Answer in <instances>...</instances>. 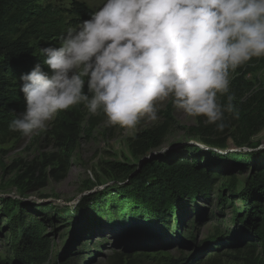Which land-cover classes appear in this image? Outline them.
<instances>
[{"label": "rangeland", "instance_id": "obj_1", "mask_svg": "<svg viewBox=\"0 0 264 264\" xmlns=\"http://www.w3.org/2000/svg\"><path fill=\"white\" fill-rule=\"evenodd\" d=\"M85 1L93 12L105 2ZM55 4L66 7L69 2ZM59 44L50 40L42 47ZM84 91L87 94V84ZM228 94L234 97L232 102L242 118L250 120H242L221 147L201 143L192 130L198 127V117L176 109L171 97L157 104L155 121L142 118L134 129L109 125L102 110L92 114L82 102L58 113L44 129L29 136L16 132L0 144V264H114L120 254L132 256L123 264L130 260L132 264H209L204 259L215 253L222 257V264H242L225 243L240 242L248 229L238 230L232 206H218L217 194L225 182L218 179L235 178L237 188L231 201L241 214L244 203L239 195L252 183L253 168L213 164L211 169L221 172L214 176L208 193L196 194L194 201L188 199L167 223L154 221L144 227H139L135 219L143 215L145 207L156 210L143 200L149 186L140 188L125 177L116 179L104 172L109 162L138 169L149 155L135 156L130 139L162 124L168 116L172 126L162 147L151 153L154 158L170 156L173 160L185 147L193 146L221 157L264 152V57L254 58L231 73ZM76 111L80 113L77 119L84 117L77 144L63 178L54 180V161L62 157V151L51 130L57 120L67 119ZM116 209L121 210L119 217ZM25 234L44 250L28 254L29 245L23 244Z\"/></svg>", "mask_w": 264, "mask_h": 264}, {"label": "clouds", "instance_id": "obj_2", "mask_svg": "<svg viewBox=\"0 0 264 264\" xmlns=\"http://www.w3.org/2000/svg\"><path fill=\"white\" fill-rule=\"evenodd\" d=\"M59 39L19 77L26 106L11 131L29 136L82 102L109 125L134 129L155 121L169 97L222 131L234 97L222 108L217 94L229 92L230 71L264 57V0H105Z\"/></svg>", "mask_w": 264, "mask_h": 264}, {"label": "trees", "instance_id": "obj_3", "mask_svg": "<svg viewBox=\"0 0 264 264\" xmlns=\"http://www.w3.org/2000/svg\"><path fill=\"white\" fill-rule=\"evenodd\" d=\"M59 1L0 0V144L7 142L16 133L9 129V125L26 106L23 93L19 91V77L30 72L36 63L43 61L44 57L40 53L43 42L50 40L60 42L59 38L66 34L69 27H75L91 18L93 10L85 0H68L69 4L66 7L55 4ZM253 59L248 62H252ZM44 70L49 71L47 68ZM231 73L232 71L230 75ZM228 96V93L217 94V102L222 108L228 105ZM231 103L232 111L224 112L225 127L222 131L216 124L205 123V117H198V127L192 130L201 143L221 147L230 132L240 127L242 120L245 122L250 120L243 119L240 109L232 101ZM79 115L80 113L76 111L67 119L57 120L51 130L58 149L62 151V157L54 161L57 166L51 172L54 180L63 178L77 144L80 124L84 120V117L77 119L76 116ZM171 126L168 116L162 124L138 132L130 139L133 154L145 157L160 149ZM170 158L166 156L164 159H150L143 163L135 176L130 178V181L140 188L149 186L143 194V200L146 205L149 203L156 209L145 207L143 215L135 219L138 226L144 227L153 224L154 221L167 223L169 216L179 214L188 199L194 201L196 194L208 193L214 176L221 172L212 170L210 166L213 164L223 162L231 165H248L254 169V175L252 183L239 195L244 203V211L238 213L231 201L237 188L234 177L218 179L225 182L218 191L217 201L220 207L232 206V214L238 230L248 229L243 240L234 243L228 241L225 246L238 255L237 260L242 264H264V152L254 153L249 157L237 154L221 157L210 152L203 153L193 146L185 147L177 158L173 160ZM105 170L106 176L121 179L129 178L137 169L127 164L109 162L105 164ZM187 190L189 193L184 195ZM115 212L119 217L121 210L116 209ZM179 224L180 219H178ZM24 236L23 244L29 245L26 247L28 254L44 250L42 245H33L28 235ZM246 236L248 239L245 240ZM15 238L19 240L16 235ZM127 257L132 258L130 254L117 255L114 264H123ZM221 258L219 253H215L204 261L209 264H222ZM131 262L130 260L129 264H132Z\"/></svg>", "mask_w": 264, "mask_h": 264}, {"label": "water", "instance_id": "obj_4", "mask_svg": "<svg viewBox=\"0 0 264 264\" xmlns=\"http://www.w3.org/2000/svg\"><path fill=\"white\" fill-rule=\"evenodd\" d=\"M148 156V155H147ZM155 156H154V154H149V156L148 157H145L143 160H142V162H141V164H140V166L138 167V169L133 173V174H131L130 176H129V178H128V181H130V178L131 177H133V176H135L139 171H140V169H141V166L143 165V163H145V162H148L150 159H153ZM126 178V177H125Z\"/></svg>", "mask_w": 264, "mask_h": 264}]
</instances>
